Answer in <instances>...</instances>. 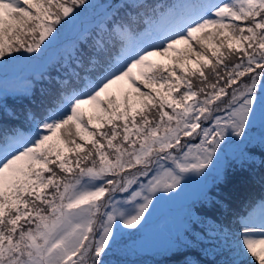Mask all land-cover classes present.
Wrapping results in <instances>:
<instances>
[{"label":"snow or ice","instance_id":"6c2138e0","mask_svg":"<svg viewBox=\"0 0 264 264\" xmlns=\"http://www.w3.org/2000/svg\"><path fill=\"white\" fill-rule=\"evenodd\" d=\"M89 7L0 0V60L40 59ZM173 19L139 41L115 25V63L0 148V264H105L121 225L139 231L157 193L204 174L226 136L245 134L264 91V0L190 5ZM106 46L103 35L94 44ZM120 82L128 89L111 91ZM232 251L231 264H264V206Z\"/></svg>","mask_w":264,"mask_h":264},{"label":"trees","instance_id":"16d2710c","mask_svg":"<svg viewBox=\"0 0 264 264\" xmlns=\"http://www.w3.org/2000/svg\"><path fill=\"white\" fill-rule=\"evenodd\" d=\"M165 1L167 0H134L136 4L143 5L137 8L124 7L128 0L115 4L116 11L113 10L106 17L97 19L93 17L96 20L93 25L82 27L81 33L74 36L76 39L64 54L59 52L55 60L47 63L40 72L28 74L25 90L1 95L0 145L11 140L16 133H31L34 125L46 119L51 110L72 92L80 89L88 80H95L102 75L103 69L112 63L113 55L121 45L120 37L112 31L115 25L140 32L143 30L142 15L147 14V11L156 10ZM80 22L76 23L75 20L72 23L78 26ZM101 35L107 46L104 52H97L94 44ZM53 36L57 38L56 32ZM50 40L52 41L50 45L54 46L56 39L52 40V36L44 42L48 44ZM92 60H95V65L91 63ZM261 94L258 87L256 92L258 99L254 102L255 109L246 131L257 127L264 129V97ZM230 138L232 136H226L222 142ZM260 147L261 144H254L249 148L250 153L254 154V159L256 155L260 158L259 162L254 160V163L248 161L240 167L234 166L225 173V177L218 181L216 186L214 184V187H211L210 193L222 202L216 212L214 199L210 202L213 205L206 206L204 203L197 205L194 218L201 219V225L194 221L191 228L183 232L174 221L169 220L167 223L161 220L157 225L146 226L144 233L131 241L133 244L131 247L139 255L163 253L173 247L168 256L157 260L160 264H231L235 258L234 253L228 252L224 245L233 239L222 226L237 228L239 225L237 211L250 206L254 202V196L259 194L260 186L254 182V177H259L264 183V147ZM214 160L215 157L213 162ZM174 223L176 232L171 236L169 226ZM123 229V226H120V230ZM119 238L118 235L116 240ZM184 246L185 248L180 249Z\"/></svg>","mask_w":264,"mask_h":264},{"label":"rangeland","instance_id":"374dc122","mask_svg":"<svg viewBox=\"0 0 264 264\" xmlns=\"http://www.w3.org/2000/svg\"><path fill=\"white\" fill-rule=\"evenodd\" d=\"M123 1L126 0H88L91 7L80 12L77 16L75 19L76 23L81 21L78 23V26L76 25V27L75 24L71 22L65 27L60 28L59 32H56L57 38L55 45H50L44 51L40 59L29 60L26 58L28 56H34L35 53H14V55L17 56L16 59L7 58L0 60V94L3 95L6 92L10 93L11 91L25 90L26 75L35 72L38 73L40 70L44 69L47 63H51L55 60L59 52L64 54L73 44V40L76 39L74 36L81 33L82 27L93 25L96 22L93 17L96 19L97 17H106L109 13L113 12V10H117L115 4ZM223 2H228V0H220L219 2L213 1V3ZM159 22V24H155L157 31L171 29L176 26L173 17L168 15L165 18H160ZM57 27L59 28V26ZM44 44H47V42H44ZM41 47L43 48L44 45H41ZM152 60L158 64L169 63L166 58L162 57H153ZM244 79H247V77ZM127 89V83L120 82L118 85L113 86L111 91L119 93ZM74 94H78V91ZM261 95L264 97V91H262ZM6 144L7 143H5V145ZM254 144H261L260 148L264 147V129L261 127L252 128L239 138L232 137L226 142H221L217 149L218 152L214 162L205 170L204 174L190 175V177H187L181 182L180 187L173 193H157L154 197L153 204L150 206L149 212L146 214V220L143 222V226L140 227L139 231H130V229L119 230L120 238L115 241L111 251H109L105 257V264H160V262L157 263V260L163 256H168L171 251L154 253L153 255H139L132 248L133 244L131 241H134L135 237L139 238L144 233L146 226L157 225L161 220H165L167 223L169 220L172 222L174 221L179 227V230L183 232L187 228H191L194 221H197L198 224L201 225L202 220L194 218L197 205L201 203L206 204V206L213 205V203L210 202L214 199L216 201L214 212L222 205L221 200L213 197L210 193L211 187L216 186L218 181L220 182L222 177H225V173L234 166L240 167L243 163L248 161L253 163L254 160L256 162L260 161L257 155L254 159V154L250 153L249 148L254 146ZM238 169L236 174L238 173ZM120 198L121 194H118L117 199ZM262 206L264 205L260 206V212ZM257 216H259V214ZM137 227L139 228V226ZM169 230L171 231L170 227ZM183 248H185V246L180 249Z\"/></svg>","mask_w":264,"mask_h":264}]
</instances>
